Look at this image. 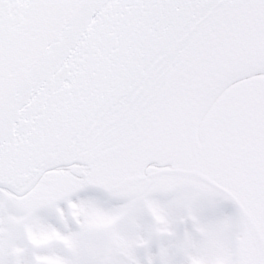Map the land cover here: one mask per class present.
Listing matches in <instances>:
<instances>
[{
    "label": "snow or ice",
    "instance_id": "obj_1",
    "mask_svg": "<svg viewBox=\"0 0 264 264\" xmlns=\"http://www.w3.org/2000/svg\"><path fill=\"white\" fill-rule=\"evenodd\" d=\"M0 264H264V0H0Z\"/></svg>",
    "mask_w": 264,
    "mask_h": 264
}]
</instances>
